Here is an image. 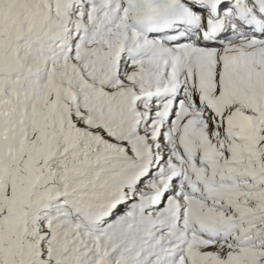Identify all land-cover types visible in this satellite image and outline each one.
<instances>
[{"label":"snow or ice","instance_id":"6c2138e0","mask_svg":"<svg viewBox=\"0 0 264 264\" xmlns=\"http://www.w3.org/2000/svg\"><path fill=\"white\" fill-rule=\"evenodd\" d=\"M0 264H264V0H0Z\"/></svg>","mask_w":264,"mask_h":264}]
</instances>
